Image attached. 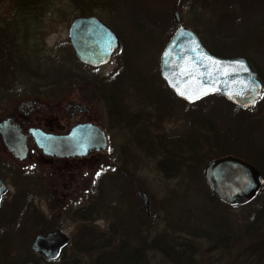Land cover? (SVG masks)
<instances>
[{"label":"rangeland","instance_id":"obj_1","mask_svg":"<svg viewBox=\"0 0 264 264\" xmlns=\"http://www.w3.org/2000/svg\"><path fill=\"white\" fill-rule=\"evenodd\" d=\"M203 1L0 0V122L9 117L21 121L17 105L35 100L44 111L32 116V126L65 133L73 124L88 122L107 137L104 153L74 164L60 162L56 169L41 161L32 146L24 161L7 156L0 137V179L8 183L0 210L5 230L0 232V264H24V259L27 264H96L99 253L72 240L85 227L99 235L112 225L120 230L117 239L127 241L130 249L145 246L146 264H171L151 247L159 236L172 246L184 245L196 264H264V241L254 224L247 230L248 221L264 209V188L248 207L230 208L212 200L202 177L209 159L222 155L214 142L227 128L226 110L220 108L215 117L202 114L207 112L202 105L189 107L172 99L159 76L160 55L178 27L192 30L214 51L229 45L224 58H244L263 83L261 98L246 112L251 121L246 139L256 146L242 157L251 164L264 159V23L245 26L244 15L219 22L228 12ZM234 9L240 13L245 8L235 4ZM176 12L179 24L173 21ZM89 16L110 28L121 44L112 60L96 69L75 59L67 37L74 19ZM229 28L234 32L227 33ZM118 74L124 75L119 86L107 87ZM73 104L87 113L76 114L68 107ZM171 163L175 172L167 170ZM188 165H194L193 172ZM261 168L262 173L257 170L264 178ZM138 192L146 194L148 210L137 201ZM27 197L38 225L35 216L9 217L13 201L23 203ZM13 219L23 228L9 232L8 241ZM260 225L264 231V216ZM57 230L70 239L57 260L32 254L35 236ZM216 233L228 236L223 238L229 241L227 248H211Z\"/></svg>","mask_w":264,"mask_h":264},{"label":"water","instance_id":"obj_2","mask_svg":"<svg viewBox=\"0 0 264 264\" xmlns=\"http://www.w3.org/2000/svg\"><path fill=\"white\" fill-rule=\"evenodd\" d=\"M174 21L180 23L177 12ZM67 36L76 60L94 69L107 65L120 46L116 34L93 16L74 19ZM159 75L173 95L187 104L219 95L234 105L250 107L259 99L262 89L256 73L250 70L244 58L211 55L197 35L183 27H179L165 45L159 60ZM31 133L43 154L57 159L83 158L89 151H104L107 146L105 133L92 124L77 125L66 135H42L37 130ZM0 136L16 160H26V140L16 127L8 121L0 123ZM203 179L208 191L231 207L249 204L264 186V178L255 168L230 156L208 162ZM6 191L0 180V199ZM137 201L148 209L145 193L138 192ZM68 242L65 234L54 231L36 236L30 251L46 261H54Z\"/></svg>","mask_w":264,"mask_h":264},{"label":"trees","instance_id":"obj_3","mask_svg":"<svg viewBox=\"0 0 264 264\" xmlns=\"http://www.w3.org/2000/svg\"><path fill=\"white\" fill-rule=\"evenodd\" d=\"M205 1H203L205 3L204 4L205 6H207V5L209 6V3L212 2L213 4L218 6L219 9H222V11H221L222 14H225L224 11L228 12V16L222 15L219 22L225 23V22H229V21L231 22L232 20L236 21L237 18H240V17H242V15H244V16H247L246 17L247 20L245 21L246 22L245 26L255 28L260 23L259 22L260 20H262V22L264 23V19H263L264 18V0H218V1L208 0V2L207 1L205 2ZM230 1H233L234 3L231 4ZM235 4L243 5V7L245 9H243L242 12H240V13L234 12ZM231 13L237 14L239 16L231 15L229 17V15ZM227 17H228V19H227ZM173 21H174V19H173ZM174 23H175V21H174ZM217 24H215L214 26H217ZM213 31H214V29H213ZM226 31L227 30H225L224 32H226ZM228 32L229 33L234 32V30L232 31V29L229 28L227 33ZM169 33H171V30L169 31ZM215 35L217 37H220L216 33H215ZM162 38H164V37H162ZM165 39H167V37H165L164 40ZM216 40H215V42L218 41V40L217 41ZM162 42H163V40H162ZM212 42H214V39L212 40ZM206 48L212 55L224 58L223 54H226L227 50L230 49V46L229 45L221 46L220 52L214 51V49H212L207 44H206ZM3 53H5V52L3 51ZM5 58H6V55H5ZM6 65H8V64L6 63ZM6 65H2V66L7 67ZM123 76L124 75L118 74L113 80H108L110 83H109V86L106 83V86L112 87L113 90H115L116 87L119 86V83L121 81L120 79H122ZM171 96H172V99H176L173 94H171ZM176 100H178V99H176ZM111 101L113 103L115 102L114 96L111 97ZM200 105L203 106V108H202L203 110L207 111V112H203L201 110V112H203L202 114L213 115L215 117L218 115H221V112L219 110L220 108L223 107V109L226 110V112L222 113V115L224 116V123L227 125V128L223 129L221 131L220 138L214 142L215 148L220 149L221 150L220 153L222 155H220L219 157H211L209 159V161L213 160V159H219V158H222L225 156H233L235 158H239V159L246 161L245 160L246 158L242 157V156H245L244 150H248V152H249L250 151L249 148H253L254 146H256L254 140H252V141L250 140V142H247V139H246L247 126L249 124H251V121H249L250 119L246 116V112L249 110V108H245V107H241V106H235V105L229 103L228 101H226L222 96H219V95L207 97V98H205V99H203V100H201L195 104H191V105L187 104V106H189V107H196V106H200ZM223 109L221 111L224 112ZM231 120H233L232 123H231ZM229 124H231V126H230L231 132H228L229 131V128H228ZM232 124L236 125V129L234 127L232 128V126H233ZM250 143L252 146L250 145ZM243 158H245V159H243ZM257 159H258V157H257ZM260 161L261 160H259V162L255 161L256 162L255 164H251V163H249V164L253 165L256 169H258L262 173L261 167H264V159H262V161H261L262 164H260ZM162 164L163 163L160 164L161 165L160 168L164 172L166 166H164ZM169 165L170 166H167V170L169 169V170H173L175 172V169H174L175 163H171ZM192 166H194V165H188L189 172H191V171L193 172ZM177 170H181V168L178 167ZM185 171H187V170H185ZM207 194L212 198V200L217 202L215 200V198L209 192H207ZM27 200L25 201V199H24L23 203H21V199H18L17 201L15 199L13 201L14 205H12V210H10V216L9 217L11 218L13 216V217L21 218V220L23 219V217H30V216L36 217L35 210L33 209V205H31L30 198L27 197ZM221 205H223V204H221ZM248 206L249 205H247L245 207H248ZM14 212L17 214H14ZM80 212H82V210ZM263 213H264V209L257 211L254 214L252 220L248 221L250 223V225H249V228H247V230H249L251 228V226L254 224L255 225L254 232L259 231L258 235L261 237V241H264V231H260L262 229V226L260 225V221L262 220V218L264 216ZM34 219H35L36 225H38V222L40 221V219L37 220V217ZM82 219H84V217ZM14 221H16V220L13 219L12 223H8V236H9L8 241L11 238L10 234L12 232L13 233L16 232L15 229H18L19 227L23 228L21 225H18L19 223H15ZM18 221H19V219H18ZM16 225H18L17 228H13V226L15 227ZM112 226H114V225H112ZM112 226H111V229H108L106 232L99 234V235H96L92 231V229L85 227V229H83L79 232L80 234L79 233L77 234L79 239L74 238L72 240V241L75 240L73 244H76V243L82 244L83 245V246H81L82 249H84L88 252L95 250L96 253H99V254H97V257L95 258L96 264H146L144 257L146 255V253L148 252V250H146L145 246H140V247H135L133 249H130L131 247L126 245L127 241L117 239V237L120 234L119 228H117L116 226H114V227H112ZM2 230H3V232H5L3 226L0 228V232ZM9 232H10V234H9ZM249 234H251V233H249ZM215 235L217 237V240L215 243L212 244L211 248L215 249L219 245L222 248H227L228 247L227 242H229V241H224L223 238L227 239L228 236H226L224 234H219V233H216ZM224 236H226V237H224ZM0 239H1V237H0ZM8 244H9V242H8ZM113 247H116V248L112 249ZM151 247L154 248L153 250L158 251L159 254L168 258L171 264H196V262L194 261V257H192L193 256L192 252L186 251V249H184V245L172 246L167 242L166 238H164L163 236H159L156 240H154L152 242ZM29 255L31 256V254H29ZM25 260L26 259L23 260V263L27 264Z\"/></svg>","mask_w":264,"mask_h":264},{"label":"flooded vegetation","instance_id":"obj_4","mask_svg":"<svg viewBox=\"0 0 264 264\" xmlns=\"http://www.w3.org/2000/svg\"><path fill=\"white\" fill-rule=\"evenodd\" d=\"M38 104H36L35 100H26V101H21L19 102V104L17 105V115L20 116V117H23L21 121H17L15 118H11L9 117L8 118V122L10 123L11 126L13 127H16L17 130H19V132L21 133V135L25 138L26 140V146L28 147V152H29V146H32V147H35L39 152H40V155H41V161L43 162H47V163H50L51 166H53L55 169L58 168L57 165L60 163V162H63V163H68V164H74L76 161H80L81 159H78V158H69V159H56L54 157L52 158H47L45 157L43 154H42V151H41V146L39 144H36L35 143V139L34 137L32 136V133L31 131L32 130H38V132L42 135H46V134H52V135H63L65 133H60L59 131H55V130H52L51 128H48L44 125L42 126H32V124L34 123L33 122V115L35 113H39V112H43L44 111V108L42 105H39L38 107H36ZM69 108H72V109H75V113L77 114L78 112H84L86 111V109L83 110V108L77 104H73V105H70L68 106ZM75 113H73L74 115H76ZM87 113V111L85 112ZM44 118H40L39 119V123L41 122V120H43ZM42 123V122H41ZM79 123H88V122H78L76 124H73L71 127L79 124ZM1 145L3 146V148L5 149L6 151V154L8 156V149L4 147L3 143H2V140H1ZM90 154H93V152H89L88 155ZM10 155V154H9ZM87 155V157H88ZM11 156V155H10ZM43 159V160H42ZM84 159V158H83ZM8 162V160H7ZM7 172H8V169H7ZM4 184L5 186L7 187V191L5 193V195L3 196H6L8 194V183L4 182V180L0 179ZM0 210H1V204H0Z\"/></svg>","mask_w":264,"mask_h":264}]
</instances>
